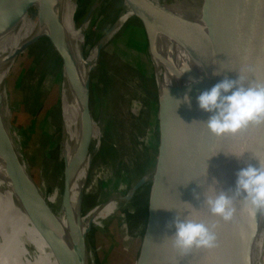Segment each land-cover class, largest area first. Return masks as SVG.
Masks as SVG:
<instances>
[{
    "label": "water",
    "instance_id": "water-1",
    "mask_svg": "<svg viewBox=\"0 0 264 264\" xmlns=\"http://www.w3.org/2000/svg\"><path fill=\"white\" fill-rule=\"evenodd\" d=\"M52 1L54 0H0V19L6 12L10 15L12 13L18 18L31 11L37 14L39 28L44 19H47V15H52ZM71 1L78 4V0ZM106 1H93L90 12L105 5ZM134 2L140 5L154 22L193 46L192 30L175 20L154 0H134ZM212 2L216 7L215 14H210V28L214 33V40L208 43L207 58L200 60V77L188 84L168 85L166 90L170 97L167 95L163 99L160 96L162 98L160 156L161 150L165 149L168 144L170 148L174 149V153H183L184 155L179 161L178 159L168 160L161 170V174L156 178L151 177L146 226L135 264H250L252 235L263 223L264 213L256 212L242 199H237L236 213L234 218L228 222L213 216L208 208L203 206L205 191L209 195H213L212 188L216 187L217 190H224L231 194V191L235 189L238 171L249 163L259 167L256 157L264 161V126H250L236 135L217 137L204 123L211 114L201 110L197 102L200 93L210 90L225 76L237 79L241 74L249 82L264 81V0H212ZM124 9L125 7L122 8L111 26L118 22ZM75 18V14H72L73 28L76 25ZM124 27L127 28V34H125L127 38L135 41L136 44L142 43L148 53L150 37L144 20L136 15L127 16L119 24L116 33H119ZM39 36V34H35L13 53L7 76L0 86V114L9 108L21 67L31 49L37 45ZM47 51L50 52L49 49ZM77 52L80 53L83 60V48L77 46ZM177 55L180 59L185 58L182 53L178 54L177 52ZM159 57L164 65L176 71L184 70V66L179 62L161 55ZM72 64L71 58L69 66L73 67ZM215 73H219V75ZM89 74L90 71L87 69L79 71L78 94H76V98L78 97L80 100L83 97L84 112L88 114H90ZM61 75L64 78L63 70ZM189 89L191 90L189 91ZM186 94L191 97V106L184 102ZM61 95L62 92L60 94L62 103ZM167 113L171 116V132H169L170 125L167 124ZM61 117L62 132L66 135L68 125L62 104ZM71 129L75 130L73 125H71ZM75 141L76 162L85 173V187L79 201V211L83 214L85 190L89 186L96 151L87 161L83 145L77 134ZM0 144L3 149L2 169L15 184L20 201L28 216L48 239L57 243L56 251L64 261L73 260L74 264H83L79 243L73 245L74 251L71 250L67 242H65L64 248L61 243L63 240L61 235L34 208L28 188L29 182L23 177L12 152L7 132L1 126ZM146 181V177L138 179L131 190L122 197L129 201L136 190ZM217 181L218 183H216ZM64 186L66 189V180ZM177 214L182 218L188 216L203 221L209 226L216 224L217 246L212 249L194 248L187 253L176 249L170 238L174 234L175 228H169V224ZM257 264H264V253L259 257Z\"/></svg>",
    "mask_w": 264,
    "mask_h": 264
},
{
    "label": "rangeland",
    "instance_id": "rangeland-1",
    "mask_svg": "<svg viewBox=\"0 0 264 264\" xmlns=\"http://www.w3.org/2000/svg\"><path fill=\"white\" fill-rule=\"evenodd\" d=\"M93 1L78 0L77 25L87 23L84 55L90 54L94 43L112 27L124 7L123 0H107L105 5L90 12ZM134 15L143 16L139 12ZM126 30L124 27L119 33L115 32L103 45L96 69L91 74L89 103L93 117L101 125V144L93 160L81 216L99 204L126 195L138 179L146 177L147 181L136 190L123 211L109 214L100 227L89 230L87 240L94 264H135L146 226L151 177L160 144L162 98L158 94L150 53L148 55L142 43L128 39ZM37 44L39 46L33 47L31 57L18 76L20 85L16 84L17 91H13L4 115L8 125L10 123L8 131L21 148L29 169L32 194L37 193L40 199L41 187L52 206L55 203L52 193L57 190L61 195L63 191L66 170L63 171L58 162L44 177L40 168L45 163L50 168L53 158L47 160V153L54 155L62 132L59 95L63 87V55L57 31L43 30ZM47 49L59 63V75ZM158 77L161 80L160 67ZM44 88L55 92L34 124L35 128L31 129L29 119L42 107ZM23 110L27 111V117ZM48 110L51 111L49 115ZM34 135L38 137L36 145ZM17 193L14 189L13 193L0 198L12 203ZM54 207L57 208V204Z\"/></svg>",
    "mask_w": 264,
    "mask_h": 264
},
{
    "label": "bare ground",
    "instance_id": "bare-ground-1",
    "mask_svg": "<svg viewBox=\"0 0 264 264\" xmlns=\"http://www.w3.org/2000/svg\"><path fill=\"white\" fill-rule=\"evenodd\" d=\"M154 1L162 6L175 20L192 30L193 46L185 43L171 31L154 22L134 0H123L125 9L120 14L118 22L94 43L89 51L90 54L84 55L82 57L83 60L80 53L77 52V46L78 48L80 46L81 49L84 47L87 23L83 22L84 24L78 27L76 22L75 27H72V14L76 16L79 7L74 1H52V15H47V19H44L40 24L39 33H37V14L34 12L28 11L18 18L12 13L10 15V13L6 12L2 16L3 18L0 19V86L9 70L13 53L25 41L31 38L36 31L35 34L41 35V32L47 28L58 33L59 45L63 55L64 71L62 105L68 126L66 135L61 132L54 155L47 153V160L53 158L50 168L45 163L40 169L43 173L42 175L45 177L60 162L63 166V171L66 170L63 173L66 180V189L64 186L61 195L57 190L52 193L55 199V203L52 206L47 202L45 192L41 187L40 199L37 197V193L32 194L29 169L22 157L21 148H18L15 139L8 131L10 123L8 125L6 122L5 112L0 114V126L7 132L12 152L22 171V175L29 182L28 188L34 208L61 235L63 238L61 243L64 248L65 242H67L71 250L74 251L73 245L79 243L83 264H94L92 248L90 249L87 240L89 230L96 226L100 227V223L109 214L113 215L119 210L123 211L128 200L123 197L110 199L106 203L99 204L83 216H81L79 211V201L85 187V173L76 162V134L83 145L87 161L91 159L92 153L97 151L101 144V125L93 117L90 103V114H88L84 112L83 97L82 100L78 97L76 98V94H78L79 71L87 69L90 71L89 76L91 79V74L96 69L100 58V49L117 32L119 24L127 16H132L134 13L139 12L143 15H140V17L144 20L150 37L149 56L154 68L158 94L164 99L167 95L170 97L166 90L168 85L174 83L188 84L200 77V60L207 58L208 43L214 40V33L210 28V14H215L216 7L212 0ZM56 25L59 26L60 31ZM177 52L178 54L182 53L185 58L180 59ZM160 55L179 62L184 66V70L176 71L164 65L159 57ZM71 58L73 67L69 66ZM159 67L162 74L161 80L158 77ZM166 118L167 124L170 125V129L168 126L169 132H171L172 123L169 113L166 114ZM71 125L75 129L74 131L71 129ZM170 149L172 148L168 144L165 149L161 150L160 156L158 148L153 177L156 178L161 174V170L168 160H182L183 153H174V149ZM2 159L3 149L0 144V197L4 198L6 194L13 193L16 186L9 175L3 171ZM56 204L57 208L54 207ZM117 207L120 208L116 209ZM56 248H58L57 243L48 239L28 216L18 193L13 197L12 203H8L6 200L0 198V264H74L73 260L70 262L64 261L57 253ZM262 253H264V215L262 225L252 235L250 264H257Z\"/></svg>",
    "mask_w": 264,
    "mask_h": 264
},
{
    "label": "clouds",
    "instance_id": "clouds-1",
    "mask_svg": "<svg viewBox=\"0 0 264 264\" xmlns=\"http://www.w3.org/2000/svg\"><path fill=\"white\" fill-rule=\"evenodd\" d=\"M184 102L191 106V97L186 94ZM197 102L201 110L211 114L204 123L217 137L236 135L250 126H264V81L249 82L241 74L237 79L225 76L210 90L200 93ZM256 158L259 167L249 163L238 171L235 189L231 194L216 187L212 188L213 195L205 191L203 206L213 216L225 222L231 221L237 210V199H242L256 212L264 213V161ZM172 227L175 232L170 238L174 247L182 253L194 248L212 249L217 246L216 224L209 226L203 221L188 216L182 218L177 214L169 224V228Z\"/></svg>",
    "mask_w": 264,
    "mask_h": 264
},
{
    "label": "crops",
    "instance_id": "crops-1",
    "mask_svg": "<svg viewBox=\"0 0 264 264\" xmlns=\"http://www.w3.org/2000/svg\"><path fill=\"white\" fill-rule=\"evenodd\" d=\"M38 45V44H37ZM36 46V45H35ZM34 46V47H35ZM39 46V45H38ZM33 49V48H32ZM31 49V50H32ZM48 53V55L50 56V58L52 59V61H54V69H57L58 70V75H59V73H60V71H59V63H58V61L56 60V59H54V58H56L54 55H52V53L50 54V52H47ZM31 52L29 53V55L27 56V58H26V60H25V62L23 63V65H22V67H21V71H22V69H23V67L25 66V64H26V62H27V60H28V58H30L31 57ZM30 70V69H29ZM20 71V72H21ZM20 74V73H19ZM18 79V78H17ZM19 80V81H18ZM17 81H16V84L18 83V86L17 87H19V85H20V79H18ZM56 80H57V78H56ZM16 84H15V86H16ZM14 86V90L15 91H17V87H15ZM13 90V91H14ZM55 91H53L52 89H49V88H47V90H45V88L43 89V95H44V98H43V104H42V107L40 108V110L35 114V116H34V118L32 117V118H30L29 119V123H30V125H31V129L32 128H35L34 127V124L37 122V120L39 119V117L41 116V114H42V112L44 111V109L47 107V104H48V102L49 101H51L52 100V97H53V93H54ZM12 94H13V92H12ZM59 101H60V95H59ZM51 107V106H50ZM50 107H49V110H50ZM49 110H48V115L51 113V111H50V113H49ZM27 111H25V110H23V113H24V115L27 117L28 116V114L26 113ZM62 118V117H61ZM31 130H29L28 131V133L30 132ZM39 136V135H38ZM34 139H35V144L34 145H36V143H37V140H38V137H35V135H34V137H33ZM34 148V147H33ZM36 149V148H35Z\"/></svg>",
    "mask_w": 264,
    "mask_h": 264
},
{
    "label": "trees",
    "instance_id": "trees-1",
    "mask_svg": "<svg viewBox=\"0 0 264 264\" xmlns=\"http://www.w3.org/2000/svg\"><path fill=\"white\" fill-rule=\"evenodd\" d=\"M124 254H125V252H124Z\"/></svg>",
    "mask_w": 264,
    "mask_h": 264
}]
</instances>
